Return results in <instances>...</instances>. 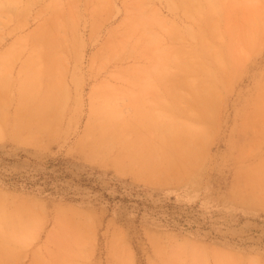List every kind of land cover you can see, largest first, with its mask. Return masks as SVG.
I'll return each mask as SVG.
<instances>
[{"label":"rangeland","instance_id":"obj_1","mask_svg":"<svg viewBox=\"0 0 264 264\" xmlns=\"http://www.w3.org/2000/svg\"><path fill=\"white\" fill-rule=\"evenodd\" d=\"M0 216V264H264V0H0Z\"/></svg>","mask_w":264,"mask_h":264},{"label":"bare ground","instance_id":"obj_2","mask_svg":"<svg viewBox=\"0 0 264 264\" xmlns=\"http://www.w3.org/2000/svg\"><path fill=\"white\" fill-rule=\"evenodd\" d=\"M188 65V64H187ZM188 68V67H187ZM191 69V68H190ZM184 77V76H183ZM183 77L182 78H180V79H183ZM185 79V78H184ZM188 79H191V78H186V80H188ZM194 79V78H193ZM191 81V80H190ZM190 81H189V83H190ZM180 82V81H179ZM183 82H185V81H183ZM188 82V81H187ZM192 82V81H191ZM195 82V81H194ZM186 83V82H185ZM184 84V83H183ZM192 84H194V83H192ZM190 85H191V83H190ZM189 85V86H190ZM200 85H201V83H200ZM202 86V85H201ZM200 87V86H199ZM200 92H201V90H200ZM101 120H102V125H103V127H102V130H103V132H105L106 134H108V133H117L118 132V130L116 129V128H112V122L110 121V119H106L105 117H101ZM180 156H181V154H180ZM6 217V216H5ZM5 217H3V216H0V220L1 221H5L7 218H5Z\"/></svg>","mask_w":264,"mask_h":264}]
</instances>
